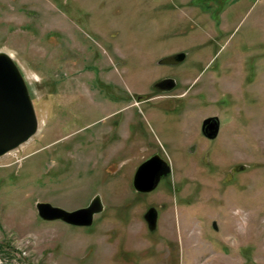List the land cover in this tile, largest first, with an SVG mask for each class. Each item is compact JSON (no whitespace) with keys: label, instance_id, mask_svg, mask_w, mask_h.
Returning <instances> with one entry per match:
<instances>
[{"label":"rangeland","instance_id":"rangeland-1","mask_svg":"<svg viewBox=\"0 0 264 264\" xmlns=\"http://www.w3.org/2000/svg\"><path fill=\"white\" fill-rule=\"evenodd\" d=\"M0 51L37 118L0 155V264H264V0H0ZM96 195L89 226L35 207Z\"/></svg>","mask_w":264,"mask_h":264},{"label":"water","instance_id":"water-1","mask_svg":"<svg viewBox=\"0 0 264 264\" xmlns=\"http://www.w3.org/2000/svg\"><path fill=\"white\" fill-rule=\"evenodd\" d=\"M184 55L182 52L174 57L180 60ZM175 84V79L170 77L158 81L155 86L169 90ZM36 129L37 118L23 76L12 57L8 53L0 51V155L29 139ZM218 130L219 119L217 116H210L203 120L202 132L206 137L214 138ZM238 168L242 169L243 166ZM159 169L162 171L160 172ZM169 170L168 162L158 153L153 154L135 169L132 186L137 192H149L157 186L161 177ZM35 207L38 216L44 220L60 219L76 226L91 225L94 214L103 210V204L98 195L94 196L88 205L72 210L64 209L47 201L36 202ZM143 218L148 229L154 231L157 226V209L154 206L148 207ZM213 226H215L214 221Z\"/></svg>","mask_w":264,"mask_h":264},{"label":"flooded vegetation","instance_id":"flooded-vegetation-1","mask_svg":"<svg viewBox=\"0 0 264 264\" xmlns=\"http://www.w3.org/2000/svg\"><path fill=\"white\" fill-rule=\"evenodd\" d=\"M172 77V76H171ZM166 78H170V76L169 77H166ZM172 78H174V77H172ZM175 79V78H174ZM175 81H176V79H175ZM175 86H177V84L175 85ZM174 86V87H175ZM147 99H148V97H147ZM156 153H158L159 155H161L159 152H154V153H152V154H150L147 158H149L150 156H152L153 154H156ZM162 156V155H161ZM163 157V156H162ZM146 158V159H147ZM164 158V157H163ZM164 159H166V158H164ZM167 160V159H166ZM165 170H166V167L164 168ZM159 171L161 172L162 171V169H159ZM150 207V206H149Z\"/></svg>","mask_w":264,"mask_h":264}]
</instances>
